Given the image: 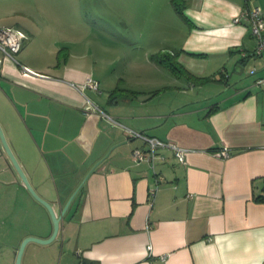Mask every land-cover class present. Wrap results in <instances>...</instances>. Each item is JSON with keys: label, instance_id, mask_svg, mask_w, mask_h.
Masks as SVG:
<instances>
[{"label": "crops", "instance_id": "1", "mask_svg": "<svg viewBox=\"0 0 264 264\" xmlns=\"http://www.w3.org/2000/svg\"><path fill=\"white\" fill-rule=\"evenodd\" d=\"M169 2L166 50L189 74L145 51L143 62H128L145 84L139 99H109L124 81L100 72L89 48L65 46L58 62L30 66L19 58L22 29L17 62L0 66L5 141L56 215L68 204L48 249H61L65 264H264V85L256 81L264 57L252 56L245 20L233 21L243 7L264 10V0H182V15ZM87 77L97 91L72 85ZM85 97L107 115L85 113ZM130 130L185 147V162L171 146L135 159L149 145ZM12 164L0 141V264H15L24 238L53 230ZM39 244L47 243H26L22 264H39Z\"/></svg>", "mask_w": 264, "mask_h": 264}, {"label": "rangeland", "instance_id": "2", "mask_svg": "<svg viewBox=\"0 0 264 264\" xmlns=\"http://www.w3.org/2000/svg\"><path fill=\"white\" fill-rule=\"evenodd\" d=\"M171 10L169 0H0V26L25 31L27 39L19 58H30V66L36 69L58 62L65 46L89 48L100 72L120 75L124 82L119 81L118 86L132 85L139 91V99L145 84L134 82L140 79L133 77L137 74L128 62H143L145 51L149 57L170 51L166 49L171 44ZM183 79L181 76L180 83ZM49 244L53 243L39 244L31 259L39 264H65L61 249L48 250Z\"/></svg>", "mask_w": 264, "mask_h": 264}, {"label": "built area", "instance_id": "3", "mask_svg": "<svg viewBox=\"0 0 264 264\" xmlns=\"http://www.w3.org/2000/svg\"><path fill=\"white\" fill-rule=\"evenodd\" d=\"M244 20L248 24L250 32L256 39L255 48L251 52L252 56L264 57V13H262L261 8L256 5L243 7L241 12H239V14L235 16L233 21L241 22ZM25 37V33L20 29L12 26H0V66H2V62L5 59L17 62L15 53L20 51L23 44L22 40H24ZM256 81L259 84L264 85V75L258 77ZM72 85L74 86V88L79 90L88 88L91 91H97L99 89L98 81L92 77H87L86 80L81 84ZM84 101L85 113L107 115L104 110L99 108L95 103L89 100V98L85 97ZM130 132L132 136L143 138L149 145L148 153H144L143 151L136 149L133 152V156L135 159H152L155 156V149L158 146H171L176 158H178L181 162H185L184 157L186 156L187 152V149L185 147L169 142H164L156 137L144 135L143 132L140 131L130 130ZM228 153L229 152L227 148H223L220 151V154L222 156H226L228 155ZM151 193H153V190H151Z\"/></svg>", "mask_w": 264, "mask_h": 264}, {"label": "water", "instance_id": "4", "mask_svg": "<svg viewBox=\"0 0 264 264\" xmlns=\"http://www.w3.org/2000/svg\"><path fill=\"white\" fill-rule=\"evenodd\" d=\"M1 127V126H0ZM0 141H2V144L6 150V153L9 155L11 161H12V165H14V167L16 168L18 174H19V177L23 180V182L26 184V186L28 187L27 189H29V191L31 192V194L36 198L37 201L41 202L46 208L47 210L49 211L48 213H50L51 215V218H52V222H53V230H52V233L49 237L47 238H36V237H33V236H28L26 238L23 239V241L21 242L18 250H17V255H16V262L15 264H21V258H22V254H23V251L24 250V247L26 245L27 242L29 241H35V242H38V243H49L51 242L55 236L57 235L58 233V230H59V221L61 219V217L63 216L64 214V211L66 210V208L68 207V204H66V206H64V210L61 212V214L59 215H56V213L54 212L55 210L53 209L52 205L45 201V199H43L41 196H39L34 189H32V186L30 185L29 181L27 180V178L24 176V172L23 170L21 169L20 165H18L19 163L17 162L15 156L13 155V153H11V149L9 148V145L7 143V141H5V136L3 134V130L0 128Z\"/></svg>", "mask_w": 264, "mask_h": 264}, {"label": "trees", "instance_id": "5", "mask_svg": "<svg viewBox=\"0 0 264 264\" xmlns=\"http://www.w3.org/2000/svg\"><path fill=\"white\" fill-rule=\"evenodd\" d=\"M171 2L175 11L178 14L182 15V10H181L182 0H171ZM178 55H179L178 52H169V51L157 52L150 55V59H151L150 61H152L158 66H162L163 68H166V70L168 69L170 72L174 74L186 73L188 75L189 72L187 71V69L179 62V60H177ZM136 93L137 91L135 90H131L120 86H115V88L112 89L109 93V99L116 98L121 94L131 96ZM85 263H89V262L85 261Z\"/></svg>", "mask_w": 264, "mask_h": 264}]
</instances>
